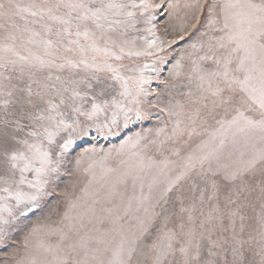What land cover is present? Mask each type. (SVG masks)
Returning <instances> with one entry per match:
<instances>
[{
	"label": "snow or ice",
	"instance_id": "obj_1",
	"mask_svg": "<svg viewBox=\"0 0 264 264\" xmlns=\"http://www.w3.org/2000/svg\"><path fill=\"white\" fill-rule=\"evenodd\" d=\"M0 264H264V0H0Z\"/></svg>",
	"mask_w": 264,
	"mask_h": 264
},
{
	"label": "rangeland",
	"instance_id": "obj_2",
	"mask_svg": "<svg viewBox=\"0 0 264 264\" xmlns=\"http://www.w3.org/2000/svg\"><path fill=\"white\" fill-rule=\"evenodd\" d=\"M187 41L181 42V44L174 46V48L178 51L180 47L183 46L184 43H186ZM167 67H170V64L164 67V71L161 73V78L166 77L167 76ZM153 88L158 87L157 83L154 82L152 85ZM155 117H153L152 120L150 121H145L142 123H137L135 125H132L131 128L129 130H126V132L124 134H131L134 131H138L141 128L144 127H151L155 124ZM123 138V135L120 137H112L109 138L108 140H104V139H100L98 141H92L89 140L86 143L85 142H81L80 146L77 147L76 149H74L73 151V156L76 154V152L80 151L82 147H87L89 146V144L91 143H97L99 147H103L105 149L112 147L113 145H118L120 140ZM82 178H77V177H68V176H64L62 178V181L60 183V188L61 189H65V186H67L66 190L69 194V196L71 195H78L79 191L78 188L77 189H73L72 185L73 183H78ZM125 191L124 188H121V192L123 193ZM129 194L131 193L132 189H131V185L129 184L127 190H126ZM67 209V201L65 198L63 197H56L53 196L49 199V206L48 208L45 209V212L43 213L44 216H49L50 214V219L51 221H57L59 219L60 216L63 215V212ZM38 216H40V213H37ZM36 217H33V219H35Z\"/></svg>",
	"mask_w": 264,
	"mask_h": 264
}]
</instances>
